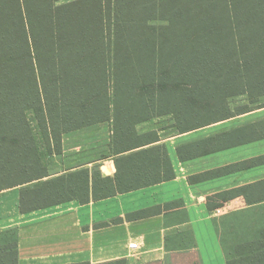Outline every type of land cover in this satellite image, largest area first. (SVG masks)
Returning <instances> with one entry per match:
<instances>
[{"label": "trees", "instance_id": "16d2710c", "mask_svg": "<svg viewBox=\"0 0 264 264\" xmlns=\"http://www.w3.org/2000/svg\"><path fill=\"white\" fill-rule=\"evenodd\" d=\"M60 1L68 0H0V192L47 177L29 110L64 134L108 122L113 109L142 99L164 107L154 116L180 123L223 112L234 97L264 98V0ZM115 168L114 178L95 173L91 187L88 172L36 182L20 191L19 210L87 203L90 188L101 200L174 178L163 147L118 158ZM16 245L14 233L0 246V264H17ZM226 257L264 264V231Z\"/></svg>", "mask_w": 264, "mask_h": 264}, {"label": "crops", "instance_id": "0c3cea01", "mask_svg": "<svg viewBox=\"0 0 264 264\" xmlns=\"http://www.w3.org/2000/svg\"><path fill=\"white\" fill-rule=\"evenodd\" d=\"M145 107V117L157 118ZM117 112L96 127L117 125ZM163 117L172 121L134 143L121 135L118 146L125 151L112 157L162 146L174 178L101 200L93 199L90 188L87 203L70 200L20 213L17 264H166V240L178 233L190 235L200 264H226L217 225L223 230L234 225L247 234L264 231V98L252 103L246 95L234 97L225 111L191 121ZM83 146L74 141L71 148L76 152ZM110 156L99 159L98 169L106 177L116 173ZM174 202L183 211L179 221L168 222L164 211L126 219ZM11 206L19 212V196ZM132 243L137 249H129Z\"/></svg>", "mask_w": 264, "mask_h": 264}, {"label": "rangeland", "instance_id": "374dc122", "mask_svg": "<svg viewBox=\"0 0 264 264\" xmlns=\"http://www.w3.org/2000/svg\"><path fill=\"white\" fill-rule=\"evenodd\" d=\"M68 1H60L59 3H57V6L62 5ZM105 1L106 0H101L102 4H105ZM197 31L198 28L196 26L194 27V32L197 33ZM130 96L137 100V98H139V93H132ZM145 96L150 95L146 94ZM247 98L249 97L247 96ZM139 102H134L130 105L113 109L111 111L110 120H113L115 112L118 111L116 113L117 118H115V120L117 121V125L110 122L108 123V125L106 124L102 127H96L99 124H95L89 127L81 128L87 130L75 134L73 133L80 129L64 134H61L60 127H54V129L49 130L47 125L37 120V117H35L33 111H27L26 118L35 141V146L38 150L37 156L41 161V165L45 167L47 173V177L36 181L37 184L55 181L60 178H66L70 175L82 172H88L90 181H92V183H90V186H92L95 173H99L101 177H106L98 169V166L101 163L99 159H108L109 155H111L110 159L113 161L115 167V160L118 158L156 147L162 149V146L149 147L145 150H138L125 156L112 157V155L114 154L125 151L121 150L122 148L118 146V144L121 143V135L124 134V138H128L130 142L134 143L140 140L144 136L143 134H146L150 131L155 132V130H160L161 128L163 129V127L167 126L168 123L172 121L169 118L163 116L157 118L145 117V111L147 110L145 106L148 107L149 105L150 109L152 110L151 112L155 115L158 111L163 110L164 107H161L160 103L157 102L156 99L153 102L155 109H152L148 99H142L139 100ZM235 104L238 105L241 104V102L236 101ZM118 136H120V138H118ZM74 141L79 142L81 145L84 144V148L80 149V151L73 152L71 145ZM63 142H66L65 148L63 146ZM115 150L117 151L114 152ZM85 163L89 164H87L88 166H85L86 169H74L77 164L83 165ZM4 165L6 169V166L8 164L5 163ZM2 170L3 168L2 166H0V171ZM39 170L37 172H39ZM37 172H35V174H37ZM22 175L25 176L24 174ZM114 176L110 178H114ZM1 182L0 187L5 186V183L1 184ZM36 182L0 192V246L6 242H13L15 233L17 236V245L15 247L17 251V259L19 242L18 218L21 211L19 210L18 212L17 210H14L11 204L15 201V197L19 196L21 190L34 187L36 185ZM162 211L167 213L166 220L168 222L179 221L184 216L183 211L180 209L177 202L171 206L163 207L161 209V212ZM217 228L219 230L221 247L225 255L226 263V255H232L238 243L257 240L258 231H260H254L252 229L250 234L241 233L236 229V226L234 225L225 226V230H223L220 224L217 225ZM193 247V241L191 240L189 234L178 233L168 237L166 240V250L169 251V255L167 257L166 264H199Z\"/></svg>", "mask_w": 264, "mask_h": 264}, {"label": "built area", "instance_id": "2783aa9c", "mask_svg": "<svg viewBox=\"0 0 264 264\" xmlns=\"http://www.w3.org/2000/svg\"><path fill=\"white\" fill-rule=\"evenodd\" d=\"M129 249H130V250H135V249H137V244H136V243H132V244H130V245H129Z\"/></svg>", "mask_w": 264, "mask_h": 264}]
</instances>
